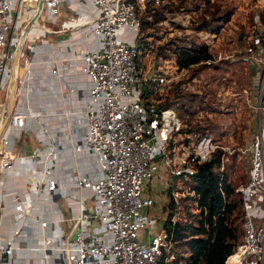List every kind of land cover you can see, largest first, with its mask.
Segmentation results:
<instances>
[{"label":"built area","instance_id":"2783aa9c","mask_svg":"<svg viewBox=\"0 0 264 264\" xmlns=\"http://www.w3.org/2000/svg\"><path fill=\"white\" fill-rule=\"evenodd\" d=\"M38 1L0 0V94L9 88L16 49L19 55L13 91L15 107L0 136V176L18 160L28 166L30 178L21 195L8 193L3 198H11L15 212L25 217L31 208V195L48 196L66 182L67 174L62 172L56 149L40 148L42 137L38 147L18 157L12 152L10 139L11 129L19 130L20 137L27 135L29 117L34 118L24 109L30 104L24 84L35 80L38 68L51 65L49 72L59 87L57 93L73 94L77 101L76 109H64L62 120L71 127L70 135L77 133V124L84 127L80 140L72 144L73 152L92 156L97 163L96 175L76 171L70 178L71 190L77 193L78 212L56 225L59 261L174 264L177 257L172 234L163 224L169 212L164 208L161 219L159 215L149 216L157 198L152 191L154 179L161 173L166 195L173 200L170 221L184 222L181 201L193 196L189 184L200 166L211 163L221 153L223 169L224 158L234 150L222 146L209 134L182 133L179 112L162 99L176 85L188 90L180 85L187 69H180L175 59L153 60L148 54V67H142L137 5L144 0H90L94 16L70 21L61 19L63 3L69 0H44L24 39L25 28L38 11ZM70 26L87 28L94 45L70 60V74L65 78L63 61L50 59L45 48L52 49L54 35ZM48 34L50 39H46ZM197 37L209 46L214 35L198 32ZM221 62L248 65L257 79V85L252 87L256 103L251 102L257 129L248 147L238 150L248 158L246 183L236 190L242 207L243 237L225 264H264V96H258L260 78L264 84V19L260 18L245 50L220 54L204 64ZM81 77L87 80V88L79 87ZM192 92L198 93L194 89ZM244 97L248 98L247 91ZM62 99L64 102L65 96ZM8 102V94L3 99L0 96V129ZM64 223L68 224L67 230L62 227ZM46 225L43 222L41 228L45 230ZM20 230L18 227L14 235ZM12 254V240L0 242V264H6Z\"/></svg>","mask_w":264,"mask_h":264},{"label":"rangeland","instance_id":"374dc122","mask_svg":"<svg viewBox=\"0 0 264 264\" xmlns=\"http://www.w3.org/2000/svg\"><path fill=\"white\" fill-rule=\"evenodd\" d=\"M176 1L173 0L172 5H169L170 9L175 7ZM211 2L217 4L221 10L231 12L229 20L224 22L223 28L220 29L215 38L210 39L209 49L213 57L217 58L220 54L225 56L237 50H245L248 40L258 27L260 18L264 15V0H211ZM187 13L186 16L181 14L180 17H176L178 18V21L175 20L176 23L188 27L187 15H194L195 19L199 17V13ZM171 19H173L172 16H169V20ZM168 23V25L154 27L152 37L147 38L146 44L156 45L159 38L164 41L175 38L178 31L174 29L175 25ZM146 28L143 31H146ZM182 33L183 31H181ZM49 37H51L50 34L47 35L46 39H50ZM147 54V52L141 51L139 59L141 65L145 67L150 62ZM148 56L152 57L151 54ZM213 65L218 66V69H214ZM48 76L49 74H46L45 79L42 80L36 77L35 80L24 84L23 89H28L27 98L30 102L29 106L24 109L28 111L29 116L34 117H29L30 129L24 136V140L31 137L35 141L42 137L43 142L40 148L43 151L54 147L57 152L56 156L60 160L62 172L67 174V183H71L70 178L76 171L82 174L92 173L96 175L97 163L95 158L73 152L72 144L80 140L84 127L77 124L75 129L77 133L70 135L71 127H68L67 121L62 120L64 115L62 96L66 97L70 93H63L61 96L57 93L56 88L47 89L51 83L53 84V80H49ZM193 80L195 82L192 83ZM256 83L257 79L249 74L246 66L221 62L211 64L206 68L186 70L180 85L187 87L188 90H180L176 85L162 96V99H165L169 105L179 109L181 117L184 119L183 132L189 130L194 124L200 123L202 128H205L204 131L209 133L218 143L231 151L234 150V153L224 158V168L237 184V187L246 183L248 176V158L239 151L248 147L257 129V119L251 108V102L256 103L252 90V87L257 85ZM259 83L258 96L262 98L264 96L263 78H260ZM193 89L197 90L198 93L192 92ZM245 91L248 92V98L244 97ZM22 95H25V92H22ZM59 100L62 101L63 105L57 103ZM183 106L189 108L188 114L183 111ZM50 133L54 134L55 137H51ZM17 147H19L18 144L16 145V152L18 151ZM57 165L59 166V163ZM69 188L72 189V185H69ZM155 189L156 186L152 190L154 193L156 192ZM73 192L77 195L75 191ZM167 202L168 197L163 184L159 185L156 205L150 210L149 216L155 217L156 214H161ZM62 227L66 229L67 224H62Z\"/></svg>","mask_w":264,"mask_h":264},{"label":"trees","instance_id":"16d2710c","mask_svg":"<svg viewBox=\"0 0 264 264\" xmlns=\"http://www.w3.org/2000/svg\"><path fill=\"white\" fill-rule=\"evenodd\" d=\"M172 3L173 0H144L137 5L141 19V51L151 54L153 60L175 59L180 69L197 70L211 66L204 64L213 58L210 45L204 44L197 37V33L208 32L215 38L223 28L224 22L229 20L231 12L221 10L211 0H177L173 7L175 11L169 8ZM187 12L199 13V17L195 19L194 15H187L188 27L177 24L176 17L181 14L186 16ZM169 16L173 19L169 20ZM261 19H264V15ZM168 22L175 25L174 29L178 31L176 37L168 41L159 38L156 45L146 44L147 38L152 37V29L158 25H168ZM145 27L146 31H143ZM242 66H246L252 75L250 66ZM213 67L218 69V66ZM165 103L167 106H173L166 101ZM176 109L180 114L179 109ZM182 109L189 113V108L183 106ZM200 126V123L194 124L186 132L182 130V133L209 134ZM221 164V153H218L214 161L200 166L192 178L189 191L193 196L181 201L184 222L173 224L170 221L174 204L173 200L168 198L165 209L169 214L163 224L172 234L177 257L174 264H225L242 241V207L236 193L238 187L226 169H221Z\"/></svg>","mask_w":264,"mask_h":264},{"label":"crops","instance_id":"0c3cea01","mask_svg":"<svg viewBox=\"0 0 264 264\" xmlns=\"http://www.w3.org/2000/svg\"><path fill=\"white\" fill-rule=\"evenodd\" d=\"M62 10V21H70L79 16L84 20L91 19L95 14L90 0H69L63 3ZM50 26L52 27L53 24H50ZM87 34V28L85 27L70 26L54 35L52 49L45 48V52L50 53L47 54L50 59L56 57L63 61L61 66L65 78L69 77L70 74V60L80 56L84 50L88 49L92 44L94 45V38ZM142 67L146 70L148 66L142 65ZM50 68L51 65H44L38 68L35 73V79L36 77L39 80L45 79L44 76L49 74L48 79L53 80V84L51 83L47 89L56 88L58 90L59 87L49 72ZM80 79L79 87L87 88V80L84 77ZM65 90H68V87H65ZM6 94H8V89L0 94L1 98L3 99ZM57 103L63 105L60 100ZM76 108L77 101L73 94L67 95L64 100V109L71 110ZM18 135L19 130H10L12 152L17 157L22 154H29L34 148L38 147L37 140H42L40 139L41 137L35 141L31 137L24 140V136L20 137ZM17 144L19 147H17L18 151L16 152ZM161 177L160 173V176H157L153 181L152 186H156L155 190H157L159 185H162ZM29 180L28 166L18 160H15L11 169L0 176V242L12 240L13 244V254L7 259L6 264H66L58 259L60 242L57 239L56 225L59 220L75 216L78 212L77 197L69 188L71 183H60L61 189L48 196L35 197L31 195L28 202V204H31V208L26 216L23 217L15 212L12 199L9 197L3 198V195L8 193L21 195ZM156 216L161 219L162 214H156ZM43 222L47 224L45 230L41 228ZM12 223L15 224L14 227L10 226ZM18 227H21V230L15 236L14 232ZM71 227L72 225L70 224L69 229Z\"/></svg>","mask_w":264,"mask_h":264},{"label":"water","instance_id":"95a60500","mask_svg":"<svg viewBox=\"0 0 264 264\" xmlns=\"http://www.w3.org/2000/svg\"><path fill=\"white\" fill-rule=\"evenodd\" d=\"M43 3H44V0H39L38 1V11L34 15V17H32L30 22L27 24V26L25 28V31L23 33L24 39L27 37V33H28L29 29L31 28V26L33 25V23L37 20L39 11L43 8ZM18 56H19L18 55V50L16 49L14 51V55H13L12 79H11V82H10V85H9V88H8V98H9L8 111H7V114H6L5 118H4L2 127L0 129V136H1V133H2L3 129L5 128L8 120H9L13 110H14V107H15V103H14V100H13V91H14V88L16 87V85H17V79H18Z\"/></svg>","mask_w":264,"mask_h":264},{"label":"bare ground","instance_id":"6f19581e","mask_svg":"<svg viewBox=\"0 0 264 264\" xmlns=\"http://www.w3.org/2000/svg\"><path fill=\"white\" fill-rule=\"evenodd\" d=\"M20 47H21V46H20ZM20 47H19V48H20Z\"/></svg>","mask_w":264,"mask_h":264}]
</instances>
